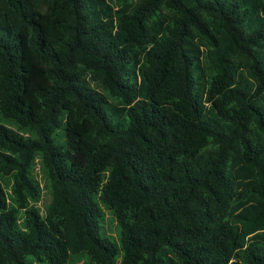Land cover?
Listing matches in <instances>:
<instances>
[{
	"label": "trees",
	"instance_id": "1",
	"mask_svg": "<svg viewBox=\"0 0 264 264\" xmlns=\"http://www.w3.org/2000/svg\"><path fill=\"white\" fill-rule=\"evenodd\" d=\"M1 118L5 264H264V0H0Z\"/></svg>",
	"mask_w": 264,
	"mask_h": 264
},
{
	"label": "rangeland",
	"instance_id": "2",
	"mask_svg": "<svg viewBox=\"0 0 264 264\" xmlns=\"http://www.w3.org/2000/svg\"><path fill=\"white\" fill-rule=\"evenodd\" d=\"M0 122L7 124V121L3 118L0 119ZM62 125L63 122L61 121V124L55 128L53 133L51 134L53 141L57 143H64V136L62 134ZM32 175L34 178L38 181V183L41 185V195L38 201L35 202V205H37L41 211L43 210L44 205L49 199V191L48 187L46 185V176L43 172V170L38 166V163H35L34 167L32 168ZM102 208V217L99 220V226H98V234L101 237H107L109 241L116 242L117 240V227L115 225L114 219L110 213L105 207L101 206ZM74 258V257H73ZM118 256L116 257V260L118 261ZM29 259V257H27ZM75 261V260H74ZM70 261H67L65 264H69ZM0 264H5L2 260H0ZM39 264V263H37Z\"/></svg>",
	"mask_w": 264,
	"mask_h": 264
}]
</instances>
